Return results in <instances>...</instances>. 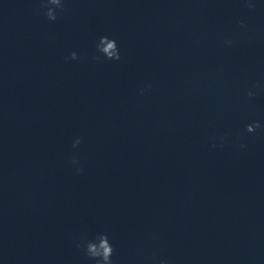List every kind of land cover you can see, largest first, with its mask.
<instances>
[{"label": "clouds", "instance_id": "obj_1", "mask_svg": "<svg viewBox=\"0 0 264 264\" xmlns=\"http://www.w3.org/2000/svg\"><path fill=\"white\" fill-rule=\"evenodd\" d=\"M243 3L245 7L249 9H255L256 7V0H243ZM54 6V7H53ZM43 7L46 8V12L44 13L46 17L50 21H55L57 19V11L56 9H59L60 11L64 10V4L62 0H44ZM240 26L246 28L247 26L243 23V21L240 22ZM226 45L231 46L233 44L232 40H227ZM97 48V55H94L92 57L95 61H100L103 57L107 60H120L121 54L119 47L117 45V42L115 39H110L108 36H102L99 39V42L96 46ZM67 59L76 60L78 59L77 53L72 52L70 54V57H66ZM148 88L151 87L149 84L147 86ZM259 83L254 84L252 88H250L246 95L251 100L254 99L257 93L253 90V88H258ZM145 92V89L140 90V94L143 95ZM257 129H264V123H261L260 121H254L252 123H249L245 126L246 133H254ZM217 138H213L215 141ZM220 145L222 146L225 141L226 137H219ZM80 139L78 138L74 144L73 147H76L80 144ZM213 147H216L217 145L215 142L212 144ZM244 145H241L243 147ZM73 164H78V160L73 157L72 159ZM77 173L82 172V168L76 169ZM77 247L80 248L85 255L95 262V264H114L113 262V255H114V248L109 240V237L106 233H100L95 236L94 239L90 240H84L77 244ZM153 264H168V261L165 259H157L156 257H153Z\"/></svg>", "mask_w": 264, "mask_h": 264}]
</instances>
